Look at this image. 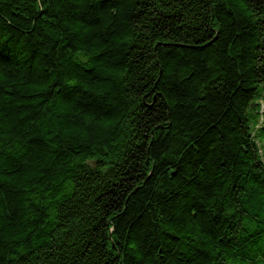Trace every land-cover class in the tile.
<instances>
[{
  "label": "trees",
  "instance_id": "16d2710c",
  "mask_svg": "<svg viewBox=\"0 0 264 264\" xmlns=\"http://www.w3.org/2000/svg\"><path fill=\"white\" fill-rule=\"evenodd\" d=\"M264 0H0V264H264Z\"/></svg>",
  "mask_w": 264,
  "mask_h": 264
},
{
  "label": "rangeland",
  "instance_id": "374dc122",
  "mask_svg": "<svg viewBox=\"0 0 264 264\" xmlns=\"http://www.w3.org/2000/svg\"><path fill=\"white\" fill-rule=\"evenodd\" d=\"M261 129L257 131V139L260 148L264 151V122L260 124Z\"/></svg>",
  "mask_w": 264,
  "mask_h": 264
}]
</instances>
